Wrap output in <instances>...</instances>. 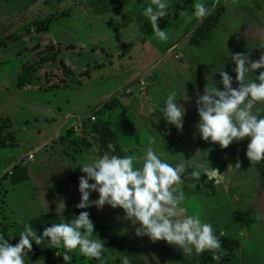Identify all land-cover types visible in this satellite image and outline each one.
Wrapping results in <instances>:
<instances>
[{"label": "rangeland", "instance_id": "374dc122", "mask_svg": "<svg viewBox=\"0 0 264 264\" xmlns=\"http://www.w3.org/2000/svg\"><path fill=\"white\" fill-rule=\"evenodd\" d=\"M249 1L253 6L248 0H238L209 41L198 46L183 42L168 52L202 21L192 17L189 22L183 15L186 11L192 16L194 0H170L168 16L158 21L160 30H166L167 41L153 33L142 15L152 0H0V42H5L0 45V131L13 135L16 144L0 149V233L14 238L10 244L19 240L21 219L28 223L42 215L56 214L61 198L65 214L79 215L78 181L84 175L79 167L95 154L94 149L101 150L93 125H107L106 113L101 118L97 110L111 99L114 107L121 106L117 97L131 89L122 97L133 98V111H118L119 121L110 119L111 127L123 132V141L135 146L127 155L139 159L149 141L155 139L152 146L157 153L170 164L185 159L192 165L188 172L207 158L220 175L202 176L199 181L188 178L182 185L186 197L182 206L189 214L199 213L218 236L223 233L220 238L237 241L233 264H264V163L253 166L248 161L247 139L222 149L195 134L199 121L194 90L197 76L224 69L233 77V87H238L235 65L228 53H247L255 60L252 54L264 47V25L260 24L264 20L254 19L256 8L264 7V0ZM203 2L210 5L214 0ZM221 2L218 0L215 8L221 7ZM62 5L66 6L43 18L40 27L10 38L28 22ZM50 46L59 52L53 63L45 62L41 52ZM195 62L200 63L199 68L193 67ZM31 66L35 73L23 88H18L23 69ZM141 74L143 78L133 84ZM258 75L259 71L253 73V77ZM174 89L180 94L178 99L184 98L185 92L189 97L187 102L180 101L186 109L182 131L160 119L166 97ZM140 107L145 113L139 111ZM256 109L264 115V103H258ZM122 113L126 114L124 118ZM136 122L147 138H137L135 143L129 135L133 128L141 130ZM28 155L33 159L27 160ZM237 159L240 169L229 168ZM16 166L18 169L13 170ZM21 177L27 181L13 186ZM97 198L96 193L90 197ZM86 211L90 216L98 214L94 238L97 235L104 241L106 264H121L122 254L131 257L132 264H145L144 257L149 264H156V260L159 264H197L196 254L184 256L179 248L164 241L153 243L148 237H137L130 222L122 219V209L106 205L102 211L95 207ZM33 247L41 254L31 260L28 253V264H64L59 256L63 249L34 243ZM70 255L71 264L95 261L78 251Z\"/></svg>", "mask_w": 264, "mask_h": 264}, {"label": "clouds", "instance_id": "9594fccd", "mask_svg": "<svg viewBox=\"0 0 264 264\" xmlns=\"http://www.w3.org/2000/svg\"><path fill=\"white\" fill-rule=\"evenodd\" d=\"M217 3L218 0L210 5L203 0H194L192 16H188L186 11L183 15L189 22L192 17L203 20L213 13ZM169 9L170 0H152L142 13L161 41H167L169 37L166 30H160L158 21L168 16ZM228 58L235 65L233 71L238 87H233V77L224 69L214 70L213 75L219 73L218 84L222 90L210 76L203 94L197 93L195 103L199 121L195 134L222 149L247 139L249 143L245 155L255 166L264 163V115L256 109L258 103H264V55L252 60L247 53H228ZM257 71L259 75L253 77ZM179 95L175 89L170 91L160 119L182 131L186 109L180 101L187 102L189 97L186 92L184 98L178 99ZM155 143V139L150 140L139 159L116 154L115 143H108L107 150L94 149L95 154L79 167L84 174L78 181L81 200L76 207L82 210L79 215L66 219L63 215L66 205L61 198L55 210L56 216L61 218L60 222L44 228L42 235L21 219L23 228L18 243L10 244L9 241L14 238L0 233V264H28L27 255L33 243L45 248L63 249V255L59 256H62L64 264H71L70 253L73 251L104 264V241L97 235L94 238L95 224L86 209L95 207L102 211L106 205L123 210L122 219L130 222L137 237H148L153 243L164 241L179 248L184 256L211 252L212 259L219 264L227 254L220 239L223 233L218 236L211 223L202 220L199 213L189 214L182 206L186 199L182 185L188 178L199 181L202 176L220 174L210 166L207 158L196 163L190 172L188 168L192 165L187 164L185 159L170 164L152 146ZM240 166L237 159L235 166L230 165L229 168L239 170ZM93 193L98 195L95 200L90 199ZM153 259L156 260L154 256ZM144 262L149 264L147 257H144ZM121 264H132L131 257L122 254ZM156 264H159L158 260Z\"/></svg>", "mask_w": 264, "mask_h": 264}, {"label": "trees", "instance_id": "16d2710c", "mask_svg": "<svg viewBox=\"0 0 264 264\" xmlns=\"http://www.w3.org/2000/svg\"><path fill=\"white\" fill-rule=\"evenodd\" d=\"M56 1L58 3H62L65 0H56ZM78 2H80V0H72V3H78ZM223 13H224V7L221 6V7L215 8L213 13L210 16L206 17L201 22V24H199L198 27L195 29L194 33L190 37V40H189L190 43L192 45L198 46L203 42L209 41L211 39V34L215 30L219 22V19L221 18ZM43 22L45 21L42 19L40 20L36 18L28 22L26 25L21 27L19 30L15 31L11 35L10 38L14 39L18 35H20L22 32L29 30V28L31 27H40L43 24ZM4 43H5L4 41L0 42V45H4ZM41 52L44 54V56H46L43 59L45 60V62L53 63L59 55V52L55 51L53 46L46 47ZM60 64L64 66L63 63L60 62ZM34 73H35V68L32 66L29 68L23 69L22 74L19 77L18 88H23L26 85V83L29 81V79L32 78ZM118 108H121V106H118L117 108L114 107L113 99H111L110 101L102 105V107L99 110H97V112L99 115H101V118H103V116L105 115L104 113L107 114ZM93 126L96 130V133L98 134V139L96 142L101 150H107L108 143H115L117 145L116 154L127 155V153L119 145L117 138H116V134L110 129L109 123H107V125L106 124L101 125V127H98L96 125H93ZM15 146L16 144L14 143L13 135H11L10 133L1 134V131H0V149H9V148H14ZM15 169H18V167L16 166L13 168V170ZM185 176H187V173H185ZM187 180L188 179H185L184 183H186ZM24 181H27V178L21 177L19 180L13 182L12 185L15 186ZM63 215L66 219H71L72 217L76 216L74 214L67 215L65 213H63ZM60 219L61 218L59 216H56V214L42 215V216H39L37 218L30 220L28 223H30L33 228H36L38 235H42L44 228L50 227L52 223L60 222ZM90 219L95 223L98 219V214L95 213L94 215L90 216ZM1 233L4 234L3 232ZM220 239L222 241V248L227 254L222 257L219 264H233L235 261V251L238 248L237 241L234 239H230V238H220ZM16 243L18 242L13 241L12 245H15ZM40 254H41V250L38 249L37 247H33L31 252H29V259L35 260ZM196 262L197 264H217V262L212 259L211 252H207V251L202 254H199L196 258ZM92 264H100V263L95 260L94 263Z\"/></svg>", "mask_w": 264, "mask_h": 264}, {"label": "crops", "instance_id": "0c3cea01", "mask_svg": "<svg viewBox=\"0 0 264 264\" xmlns=\"http://www.w3.org/2000/svg\"><path fill=\"white\" fill-rule=\"evenodd\" d=\"M221 1H222V2H221L222 7H224V13L222 14L221 18L219 19L218 24L220 23V20H222L226 15H229L228 12H229L231 9H233L234 4L236 5V3L238 2V0H225L226 3H223V2H225V1H223V0H221ZM248 3H249V4H252L251 6H253V3H250L249 0H248ZM221 4H220V5H221ZM229 5H231V7H228ZM238 6H240V5L238 4ZM256 10H257V13H256V17H255L254 19L259 20V21H262V19L264 20V7H263V5L260 6V7H258V9L256 8ZM233 12H234V11H233ZM204 19H205V18H204ZM204 19H203V20H204ZM203 20H202V21H203ZM202 21H201V22H202ZM201 22H200L199 24H201ZM199 24H198V25H199ZM218 24H217V26H218ZM260 24H263V25H264V22H260ZM198 25H197V27H198ZM217 26H216V27H217ZM197 27H196V28H197ZM196 28H194V30H193L192 32L189 33V35L187 36V38L181 40L178 44L172 46V47L168 50V52H172V51H174L175 49L179 48L180 44H182L183 42H189V43H190V41H189V40H190V37H191V35L194 33V31H195ZM190 44H191V43H190ZM261 53H262V55H264V47H263V48H259V49L257 50V52L254 53V55L252 54V57H253L255 60H258V59L260 58V56H261ZM193 67H194L195 69H196L197 67L199 68V67H200V63H196V62L193 63ZM212 68H213V67H212ZM213 72H214V71H213ZM142 75H143V74H141L140 76L136 77V78L132 81V83L134 84L135 82H138V81L140 80V78H141ZM212 75H213V73H210V72H202V73H200V74L197 76L196 81H195V85H194V90H195V92L200 93V94H203V89L206 87V85H207V83H208V78H209L210 76L212 77ZM215 75L219 76L218 73H215ZM215 75H214V77H212V82H213L217 87L221 88V90H222V86H220V85L218 84V79H217V76H215ZM209 83H210V81H209ZM131 92H132L131 89H126V91H125L121 96L117 97L118 102H119V104L121 105V108H118V109H116V110H114V111H112V112H109V113H107V114L105 115L107 123L110 124V129L116 134L117 141H118L119 145H121V148H122L125 152L132 150L135 146H131V144H129L130 141H123V140H124V139H123V136H124V135H123V132L120 131V130H118V128H116L115 126H113V128H112V127H111L110 119H111L112 117H114V120L119 121V119H120V115H117V114H118V111H125L126 113L129 112V109H130L131 111H133V110L130 108L131 100H132L133 98L125 99V98L122 97L124 94H130ZM114 99H115V98H114ZM188 106H190V104H189ZM120 109H121V110H120ZM139 111H140V112H142V111L144 112V109L142 110L141 107H140V108H139ZM144 113H145V112H144ZM144 113H142V115H145ZM125 116H126V114H125V113H122V117L124 118ZM132 116H133V119H134V113L131 112L130 117L132 118ZM134 124H136V126H137L138 128L141 129V130H136V129L133 128L134 131L132 132V134L129 135V137H130V138L132 137V138L135 140V143H136V142H137V138L140 139V137H142V136H143V139L147 138V137H146V136H147V133L145 132V130H143V129L140 127L139 123L136 122V123H134ZM195 131H196V129H195ZM139 135H140V136H139ZM146 142H147V141H145L144 143H146ZM131 143H132V142H131ZM144 143H141V144H144ZM132 144H133V143H132ZM139 144H140V143H139Z\"/></svg>", "mask_w": 264, "mask_h": 264}, {"label": "water", "instance_id": "95a60500", "mask_svg": "<svg viewBox=\"0 0 264 264\" xmlns=\"http://www.w3.org/2000/svg\"><path fill=\"white\" fill-rule=\"evenodd\" d=\"M65 6H66V5H62L61 7H59V8H57V9L53 10L52 12H50V13H48V14H46V15H44V16L38 18V19L41 20V19H43V18H45V17H50V16L54 15L57 11H59L60 9H62V8L65 7ZM147 73H148V72H147ZM147 73H145V76H146ZM143 76H144V74L141 76V78H143Z\"/></svg>", "mask_w": 264, "mask_h": 264}, {"label": "built area", "instance_id": "2783aa9c", "mask_svg": "<svg viewBox=\"0 0 264 264\" xmlns=\"http://www.w3.org/2000/svg\"><path fill=\"white\" fill-rule=\"evenodd\" d=\"M141 85H143V82H141ZM92 120H95L94 118H92ZM75 131H78L77 128H75ZM33 156L32 155H28L27 160H32Z\"/></svg>", "mask_w": 264, "mask_h": 264}]
</instances>
